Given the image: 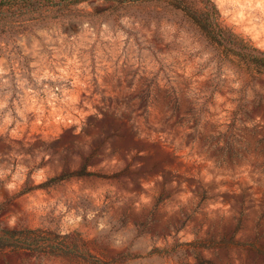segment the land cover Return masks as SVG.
Instances as JSON below:
<instances>
[{"label":"rangeland","instance_id":"obj_1","mask_svg":"<svg viewBox=\"0 0 264 264\" xmlns=\"http://www.w3.org/2000/svg\"><path fill=\"white\" fill-rule=\"evenodd\" d=\"M247 54L264 0H0V228L54 246L0 264H264Z\"/></svg>","mask_w":264,"mask_h":264},{"label":"trees","instance_id":"obj_2","mask_svg":"<svg viewBox=\"0 0 264 264\" xmlns=\"http://www.w3.org/2000/svg\"><path fill=\"white\" fill-rule=\"evenodd\" d=\"M216 15L217 9L215 5H212L209 13L207 14V20L208 25L214 29L217 27L214 23V18ZM247 55V57H249L251 60L261 63L264 62L263 58H258L257 56H252L250 54ZM42 233L43 232L38 229L17 230L0 228V251L8 248L13 250L45 251V249L50 245L54 247L53 244H50L51 239L47 238L46 236L44 237ZM56 245L61 246L59 249H63L62 247H64L65 244H63V242H58Z\"/></svg>","mask_w":264,"mask_h":264}]
</instances>
